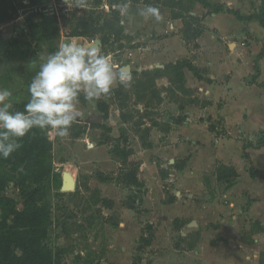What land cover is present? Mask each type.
I'll return each mask as SVG.
<instances>
[{
  "label": "crops",
  "instance_id": "0c3cea01",
  "mask_svg": "<svg viewBox=\"0 0 264 264\" xmlns=\"http://www.w3.org/2000/svg\"><path fill=\"white\" fill-rule=\"evenodd\" d=\"M207 1L248 17L260 12L264 0ZM104 2L108 10V0ZM127 3L128 16L120 15V24L131 43L123 41L124 48L108 56L115 68L129 69L131 75L154 74L188 60L202 77L199 80L183 69L180 89L166 75L156 80L162 98L180 108L173 112L177 118L169 131L150 132L151 147L144 148L149 157L160 150L170 151L174 158L161 168L167 179L161 178L157 161L147 156L137 161L145 204L154 190L173 187L170 195L175 200L167 203L169 210L189 220L181 223L179 232L190 248L186 254H194L203 264H264V180L249 174L251 163L264 171V146H258L264 140V29L255 21L216 14L195 0ZM146 5L158 7L163 19L155 22L140 16ZM191 17L202 19L203 27L193 43L184 38V19ZM86 113L82 112L83 118ZM156 135L165 137V147L154 141ZM153 166L152 180L146 170ZM221 166L234 168L238 175L229 189L227 181L218 179ZM170 169L175 175H170ZM154 240L160 241L158 233Z\"/></svg>",
  "mask_w": 264,
  "mask_h": 264
},
{
  "label": "rangeland",
  "instance_id": "374dc122",
  "mask_svg": "<svg viewBox=\"0 0 264 264\" xmlns=\"http://www.w3.org/2000/svg\"><path fill=\"white\" fill-rule=\"evenodd\" d=\"M63 4L68 10L61 12V4L54 0H0V20L9 19L0 24V88L12 92L15 107L29 100L28 86L39 71L40 64L62 43L74 41L88 47L96 44L97 39L70 36L69 21L87 11L76 7L75 1ZM45 8L59 14L61 19L59 38L46 42L40 41L38 34L31 35L28 29L29 20H38L33 18L34 13ZM226 25L232 27L229 21ZM98 40L101 45L95 48L106 54L107 47H103L100 38ZM119 44L123 43H116L115 46ZM118 61L123 62V59ZM136 80L144 82V77L137 76ZM116 87L119 88V85ZM174 87L177 88V85ZM135 90L133 86L127 87V98L120 96L118 100L108 101V115L98 110L96 102L84 103L80 100L78 108L81 113L87 112V118L82 115L78 117L65 138L49 133L54 145V173L61 183H46L44 196L51 210L49 245L62 264H133L135 261L138 264H203L194 254H186L190 248L183 243L179 232L183 229L181 223L189 220H181L177 218V211L169 210L167 203L173 187L164 186L154 190L145 204L147 195L144 190L117 182L122 168V160L116 149L121 146L118 140L128 139L126 147L134 154L129 161L137 162L147 156L153 163L157 161L159 172L164 164L167 165L174 158L170 151L160 150L151 155V159L144 148L152 132L159 134L171 128L170 123L177 118L173 112H178L180 106H170L165 98L161 104H157L156 98H152L149 109L145 110L151 97L145 95L143 101L139 102ZM119 101L128 106L124 121L120 116ZM157 136L154 141L159 147H165V137ZM150 170L152 173H149ZM67 171L77 180V189L62 194L63 175ZM155 171L154 166L146 170L152 180ZM168 172L175 175L171 169ZM99 174L109 176L110 182L99 181ZM5 195L15 200L19 209L22 208L21 193L14 184L7 188ZM140 198L142 206L136 203L135 208L131 209L133 200ZM167 217L173 221H167ZM1 218L0 208V221ZM151 222L153 225H150ZM149 226L155 228L160 241L155 242L156 237L147 247L144 236ZM249 239L252 240L251 237Z\"/></svg>",
  "mask_w": 264,
  "mask_h": 264
},
{
  "label": "trees",
  "instance_id": "16d2710c",
  "mask_svg": "<svg viewBox=\"0 0 264 264\" xmlns=\"http://www.w3.org/2000/svg\"><path fill=\"white\" fill-rule=\"evenodd\" d=\"M73 2L75 0H72ZM203 5L206 9L212 10L214 13H229L234 15L239 21L257 22L264 29V1L260 12L253 16H242L239 12L226 10L223 6H213L207 0H195ZM55 3L61 4L60 11H66L68 8L63 6V0H54ZM128 0H108V10L104 8V0H86V14L74 17L69 21L71 37L85 38L102 42L103 47H107V56L117 50H122L123 41L131 43V37L126 36L123 26L120 24V12L114 5L127 3ZM33 18L28 21V29L31 35H40V41L56 40L60 36V16L57 13H51L47 8L37 10ZM6 20H9L8 17ZM0 20V24L2 21ZM202 19L187 18L184 19V38L186 41L195 42L203 33L201 26ZM194 48H198L194 44ZM109 52V53H108ZM264 52V48H263ZM263 54H261L262 56ZM187 68L193 75L201 80L199 70L188 60L179 62L176 66L167 69V72H156L154 74L143 72L141 74L133 73L131 85L134 87L137 101L142 102L146 96L150 95L151 99L145 105H148L152 98H156L157 104L162 103L161 91L157 88L156 80L166 75L170 77L172 85H181L184 81L183 69ZM137 76L144 77V82L136 80ZM124 86L113 89L112 94L106 98L96 101L98 110L104 115H108L110 104L108 101H115L120 96L128 97ZM80 100L84 103L88 102L81 96ZM28 102L16 105V110L23 111L24 105ZM121 119H126V108L124 102H118ZM170 129V128H169ZM169 129L166 131L168 132ZM213 129V128H211ZM50 132L33 130L22 141V147L15 152L10 158H0V208L2 210V218L0 221V264H62L53 248L49 245L50 239V217L51 210L44 196L46 183H61V180L54 173L53 150L54 145L49 136ZM123 143L120 144V142ZM117 153L122 160V168L117 182L124 184L129 188L138 190L144 189V184L139 181L138 173L140 164L137 162L129 163V158L133 155L128 145V139L118 140ZM151 147V144H147ZM123 146V148H122ZM147 146V147H148ZM259 147L264 146V140L258 143ZM250 147V146H249ZM248 148V147H247ZM121 149V150H120ZM246 158L250 157L246 154ZM252 178H260L264 180V171L255 167L252 163L249 169ZM161 178L167 179V173L160 171ZM237 173L234 168L221 166L218 170V179L227 181V189L231 188L237 179ZM98 180L106 183L110 182L109 176L99 174ZM14 184L20 191L23 200L22 208H18L15 200L5 195L7 188ZM65 194V193H62ZM175 198L171 196L168 203H173ZM132 201V198H129ZM142 199L133 200L131 209L135 208L136 203L142 204ZM147 234L144 236V245L150 247L153 243L155 233L153 228H147ZM133 264H138L136 261Z\"/></svg>",
  "mask_w": 264,
  "mask_h": 264
},
{
  "label": "clouds",
  "instance_id": "9594fccd",
  "mask_svg": "<svg viewBox=\"0 0 264 264\" xmlns=\"http://www.w3.org/2000/svg\"><path fill=\"white\" fill-rule=\"evenodd\" d=\"M83 8L86 0H75ZM122 17L129 4L114 5ZM139 15L160 22L158 7L146 5ZM132 76L126 68H115L111 58L95 47L74 41L62 43L40 64L28 86L29 100L24 110H16L12 92L0 88V158L8 159L22 147V141L35 129L69 136L73 124L82 115L78 108L81 95L90 103L112 94L117 85L129 87Z\"/></svg>",
  "mask_w": 264,
  "mask_h": 264
},
{
  "label": "water",
  "instance_id": "95a60500",
  "mask_svg": "<svg viewBox=\"0 0 264 264\" xmlns=\"http://www.w3.org/2000/svg\"><path fill=\"white\" fill-rule=\"evenodd\" d=\"M69 1L70 0H63L64 3H67ZM99 45H101V43L99 40H97L94 47L98 48ZM127 71L130 72L129 69H127ZM76 189H77V180L75 178H73L72 174L65 172L63 175L61 192L62 193H70V192H75Z\"/></svg>",
  "mask_w": 264,
  "mask_h": 264
},
{
  "label": "bare ground",
  "instance_id": "6f19581e",
  "mask_svg": "<svg viewBox=\"0 0 264 264\" xmlns=\"http://www.w3.org/2000/svg\"><path fill=\"white\" fill-rule=\"evenodd\" d=\"M68 172V171H67Z\"/></svg>",
  "mask_w": 264,
  "mask_h": 264
}]
</instances>
